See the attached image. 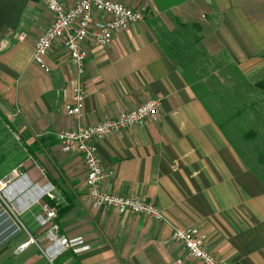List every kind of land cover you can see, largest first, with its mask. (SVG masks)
I'll list each match as a JSON object with an SVG mask.
<instances>
[{
    "label": "crops",
    "instance_id": "crops-1",
    "mask_svg": "<svg viewBox=\"0 0 264 264\" xmlns=\"http://www.w3.org/2000/svg\"><path fill=\"white\" fill-rule=\"evenodd\" d=\"M115 1L153 8L174 27L153 0ZM171 13L201 25L208 53L225 51L250 82L264 80V0H187ZM52 20L46 0H0L1 108L26 152L22 176L4 195L35 224L44 190L51 189L57 206H72L59 219L60 232L81 237L86 249L67 251L57 264H172L184 255L171 239L174 226L197 227L204 247L223 264H264V179L226 138L159 45L148 19L116 33L105 48L87 43L81 77L87 97L77 117L67 109L79 77L62 43L44 58L45 67L34 60L36 40ZM149 99L160 100L156 117L96 145L103 167L112 172L104 187L153 202L164 210L165 221L93 206L81 155L64 152L57 139L59 132L114 119ZM36 227L29 235L45 248V229ZM38 245L19 254L17 247L10 254L2 249L0 256L40 264L44 255Z\"/></svg>",
    "mask_w": 264,
    "mask_h": 264
},
{
    "label": "built area",
    "instance_id": "built-area-1",
    "mask_svg": "<svg viewBox=\"0 0 264 264\" xmlns=\"http://www.w3.org/2000/svg\"><path fill=\"white\" fill-rule=\"evenodd\" d=\"M46 5L53 13V20L36 40L34 60L45 67L44 58L56 42L62 43L79 77L73 87L74 104L67 109L68 115L77 117L82 112L87 97L81 82L89 57L87 43L90 41L99 47H107L116 33L126 31L133 24L146 19L145 8L126 6L115 0H75L73 5L67 4L65 0H46ZM159 108V99H149L133 109L122 111L114 119H104L82 130L69 129L57 134L64 152H77L81 155L86 168L87 197L93 206L111 208L119 215L129 212L155 221L166 220L164 210L153 202L137 196L114 194L104 187L105 180L112 172L103 167L96 145L97 141L105 137L120 134L121 131L134 125H143L147 120L157 116ZM14 173L16 178L22 176L21 172L14 171ZM8 183L6 177L0 180V192L3 195L6 194ZM42 197L54 198L51 189L44 190ZM4 212L7 214L6 210ZM56 219V211L48 204L42 203L36 220L39 226L45 229L49 245L41 252L52 264L69 250L81 253L86 249L85 241L81 237L69 238L62 235ZM12 222L16 225V230H9L12 235H16L22 231L23 224L19 219L21 226L16 221L12 220ZM3 233L5 231L1 234ZM171 239L180 243L184 251V255L176 258L172 264H194L195 262L223 264L204 247L202 235L197 227L174 226ZM38 243L35 237L29 235L17 246L16 253H23L30 246L38 245Z\"/></svg>",
    "mask_w": 264,
    "mask_h": 264
},
{
    "label": "trees",
    "instance_id": "trees-1",
    "mask_svg": "<svg viewBox=\"0 0 264 264\" xmlns=\"http://www.w3.org/2000/svg\"><path fill=\"white\" fill-rule=\"evenodd\" d=\"M153 1L156 10L160 14H167L174 26L170 27L162 17L155 15L153 8L145 10L146 19L154 30L159 45L171 59L176 61L184 79L192 86L196 96L226 138L234 146L237 143L256 142L259 132L257 128L247 129L246 112L250 109L254 111L255 119L259 118L262 123H264V113L256 107V104L247 103L252 90L264 91V80L250 82L225 51L218 55L208 53L203 45L201 25L195 22L184 23L171 13L173 7L187 0ZM262 129L264 130V127ZM261 138L264 141V133ZM259 142L262 144V141ZM242 158L247 162L244 153ZM257 161L259 164H264L263 151ZM247 164L250 166L248 162ZM260 176L263 178L262 174ZM44 201L56 211L57 222L72 208L71 205L66 208L57 206L48 197H45Z\"/></svg>",
    "mask_w": 264,
    "mask_h": 264
},
{
    "label": "rangeland",
    "instance_id": "rangeland-1",
    "mask_svg": "<svg viewBox=\"0 0 264 264\" xmlns=\"http://www.w3.org/2000/svg\"><path fill=\"white\" fill-rule=\"evenodd\" d=\"M3 103L2 98L0 97V180L4 179L5 177L8 178V186L6 189H9L11 186V183L16 180L15 173L21 172V162H22V153L25 152L24 145L19 142V139L17 138V134L15 132V129L12 125V122L10 120V115L8 117V113L1 108V104ZM248 105L250 104H256V107L264 113V91L261 89H255L252 90L248 97ZM13 117L17 116V111L12 112ZM11 114V116H12ZM12 117V118H13ZM247 117V129L257 128L258 129V137L256 142H246L245 143H237L235 148L238 150V152L242 155L244 153L245 159L249 163L250 167L256 170V172L263 176L264 178V164H259L257 159L261 156L262 151L264 152V141L262 140L261 136L264 133V130L262 129L264 127V123L259 121V118L255 119L254 111L250 109V111L246 112ZM262 141V144L259 142ZM26 153V152H25ZM0 234L2 231H5V233L0 235V251L2 249L9 250V254L12 253V250L17 247V245L28 238L29 232L33 233L36 231V225L34 222H31L32 219L28 220L26 218H22V213L15 210L12 207V199L6 198L3 193L0 192ZM47 204V203H46ZM50 206V205H49ZM4 210L7 211V214L4 212ZM40 211V209H39ZM37 211V214L38 212ZM7 216L8 221L5 222L3 219ZM31 216V215H30ZM22 222L23 226L20 225L18 222V219ZM34 219V218H33ZM16 221L20 226L22 231L17 233L16 235H13V237L8 238L12 235L10 230L6 229L8 228L7 224L16 226L13 222ZM40 227V226H39ZM16 227L12 230L15 231ZM9 235V236H8ZM39 246V245H38ZM41 250V246H39ZM38 248V247H37ZM40 250V251H41ZM44 260L40 264H52L49 262V260L45 257V254H43ZM11 257V256H10ZM13 257V256H12ZM0 259H3V262H0V264H16V262L11 261L12 259H7V255L4 254V256H0ZM54 264H57V261L54 262Z\"/></svg>",
    "mask_w": 264,
    "mask_h": 264
},
{
    "label": "bare ground",
    "instance_id": "bare-ground-1",
    "mask_svg": "<svg viewBox=\"0 0 264 264\" xmlns=\"http://www.w3.org/2000/svg\"><path fill=\"white\" fill-rule=\"evenodd\" d=\"M0 216H1V215H0ZM2 216H3V215H2ZM3 217H4V216H3ZM7 218H8V217L5 216L3 220H4L5 222H7V221H8ZM15 227H16V226L11 225V223H10V224H8V228H7V229H8V230H9V229H10V230H13ZM8 236H9V235H8Z\"/></svg>",
    "mask_w": 264,
    "mask_h": 264
}]
</instances>
